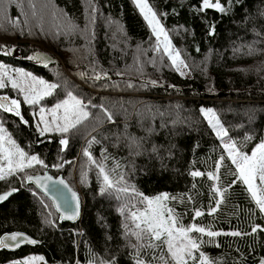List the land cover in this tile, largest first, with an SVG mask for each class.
I'll use <instances>...</instances> for the list:
<instances>
[{"label": "trees", "instance_id": "1", "mask_svg": "<svg viewBox=\"0 0 264 264\" xmlns=\"http://www.w3.org/2000/svg\"><path fill=\"white\" fill-rule=\"evenodd\" d=\"M147 2L187 64V76H180L157 50V39L133 0H0V41L16 42L0 43V62L58 84L52 96L36 105L24 103L10 87L0 89V97L21 103L28 121L0 109V126L44 165L33 164L0 180V193L18 189L0 206V237L22 232L38 242L14 253L0 250V264L34 256L43 258L41 264H136V241L125 236V217L119 211L124 201L100 194V163L109 171L118 163L117 172L123 171L146 197H177L168 206L180 214L183 225L222 233L201 237L200 251L210 262L259 264L264 259V231L223 234L251 233L254 225L264 227V216L242 182L230 183L235 167L201 112L214 111L227 138L244 153L264 142V0H222L231 8L227 14L211 8L196 11L202 0ZM22 41L49 48L64 68L53 54L58 62L46 67L28 60L43 51ZM65 69L86 88L68 80ZM69 91L88 105V118L67 134L41 135L38 107L62 100ZM62 138L67 146L60 144ZM85 150L97 163L88 161ZM221 157L220 180H208ZM46 168L80 194L78 223H59L50 201L26 184L27 176ZM191 171L205 175L193 178ZM210 185L227 189L212 215L208 212L220 197ZM197 209L204 214L194 218ZM158 255L159 250L139 251L140 259L151 264H161Z\"/></svg>", "mask_w": 264, "mask_h": 264}, {"label": "snow or ice", "instance_id": "2", "mask_svg": "<svg viewBox=\"0 0 264 264\" xmlns=\"http://www.w3.org/2000/svg\"><path fill=\"white\" fill-rule=\"evenodd\" d=\"M224 2L227 3L229 0H224ZM133 3L139 9L140 14L148 22L149 27L156 36L157 50H159L161 44L160 37L163 36V54L171 61V66L177 71H180L181 67L186 68L187 64L181 59V54L172 50L171 42L168 40V34L161 26L160 21L157 19V13L152 9L147 0H133ZM210 8L222 14H227V12L231 11V8L224 6L222 0H202L200 7L196 11L201 12ZM92 12H95L94 7L92 8ZM213 31L214 28L209 34H212ZM4 51L5 54L11 53L9 49H5ZM27 59L42 63L45 67L47 66L46 59L39 53L30 55ZM95 79H100V77L96 76ZM152 83L155 84V81ZM6 84H10L14 90H18L23 94V102L29 105L39 104L44 98L52 96L54 90L58 88V84L47 83L44 79H39L31 73L23 72L21 69H16L14 76H10L5 66L0 64V89L5 88ZM87 107L88 105L83 100L78 99L69 91L66 99L60 103H56L49 110L52 116L50 122L46 120L44 115L40 116V122L44 124V127L39 129L41 135L53 130L61 134H67L73 129H77L78 125L89 116L88 111H86ZM0 109L18 117L22 123H28L21 113V103L17 99L9 100L7 96L0 97ZM61 110L62 114L58 115ZM201 111L209 125L217 130L218 137L223 139L228 136V133L220 127V121L217 119L214 111L211 109H201ZM40 112L44 113L45 109L41 108ZM105 114L108 115L107 112ZM108 119L111 121V115H108ZM60 144L67 146L68 140L62 138ZM133 144L139 145V142L133 140ZM224 149L228 154L227 158L235 166V179L230 183L234 184L237 180L242 182L246 186L251 200L255 202L259 214L264 216V142L259 143L251 151L250 155L241 151L235 142H225ZM83 154L88 158L89 162L97 163L93 160L89 151L85 150ZM223 162L224 157H221L220 160L215 162V171H209L207 173L208 180H220L219 173ZM33 164L44 166L43 161L39 160L35 155L29 156L6 133L5 129L0 126V180H5L8 176H14L17 173H24L25 169L32 167ZM98 167L102 181L99 190L100 194L107 196L114 195L117 200L124 201L119 211L125 217L123 224L125 236L133 237L136 241L133 245L137 249L136 264H151L149 261L140 259V250H152L153 252L159 250V255L156 259L161 264H190V261L193 264H196L197 261L198 264H214V262H210L209 258L200 251L201 244L204 242L201 237L207 236L212 238L220 236L222 233L209 230L205 227H198L195 224L183 225L180 214H177L174 208L168 206V201L175 200L177 197L169 196L168 194L157 195L153 198L144 196L135 185L129 183L123 171L117 172V169L120 167L118 163L110 171L102 163L98 164ZM190 175L196 178L205 175V173L191 171ZM26 178L28 180L32 179L31 177ZM43 181L42 183L40 178H36V183L44 190L45 195L50 191L53 193L59 191V189L50 188L49 182L53 185H62L71 193L70 204L66 203L65 206H62L56 203L55 207L56 211L60 212L59 218L61 220H76L80 215V202L76 192L69 188L63 180L53 181L51 177L44 176ZM195 187L196 185L193 184V188ZM210 190L216 197H220V199L215 200V207H211L208 212L209 215H212L222 203L224 193L227 189L222 190L220 187L210 185ZM15 191H18V189H12L4 194H0V202L8 199ZM203 214L201 210L197 209L194 211V218L200 217ZM46 222L49 224L52 223L51 220H47ZM258 230L264 231V227L254 225L251 233L229 232L223 234L242 236L256 233ZM193 233H199L200 237L193 236ZM8 241H11L12 244H9ZM21 243L35 244L37 241L29 239L27 236L19 233L0 237V249L13 246L18 248ZM197 252H199L198 257L194 255ZM35 259L43 258H28L16 262V264H34ZM259 264H264V259L260 260Z\"/></svg>", "mask_w": 264, "mask_h": 264}, {"label": "water", "instance_id": "3", "mask_svg": "<svg viewBox=\"0 0 264 264\" xmlns=\"http://www.w3.org/2000/svg\"><path fill=\"white\" fill-rule=\"evenodd\" d=\"M37 53H39L42 57H44L45 59H46V62H47V64L48 63H51V62H53V61H56V62H58V60H56V59H54L51 55H49V54H47V53H45V52H36L35 54H37ZM34 54V55H35ZM32 62H34V63H38V62H36V61H33V60H31ZM38 64H40L41 66H43L44 64H42V63H38ZM44 176H48V177H51V180H53V181H57V180H63L67 185H68V187L69 188H71L74 192H76V194H77V196H78V198H79V202H80V215H79V217L76 219V220H61L59 217H60V212H57L56 211V207H55V204L56 203H59V204H61L62 206H65L66 205V203L67 204H70L71 203V193H69L68 191H67V189H65L62 185H59V184H55V185H53V184H51L50 182H49V187L50 188H54V189H59V191L58 192H55V193H53V192H49L47 195H45V193H44V190L41 188V187H39V185L36 183V178H40V180H41V182L43 183L44 181H43V177ZM27 177H31L32 179L31 180H28L27 178L25 179V182H26V184L27 185H32L38 192H40L48 201H50V203L52 204V207H53V209H54V211L56 212V214L58 215V222L59 223H69V224H76V223H78L79 221H80V219H81V216H82V200H81V197H80V194L75 190V189H73L71 186H70V184L61 176V175H59V176H53V175H51L50 174V172H49V170H48V168H46V170L42 173V174H39V175H29V176H27ZM12 190V189H11ZM8 191H10V190H8ZM7 192V191H6ZM5 192H3V193H0V194H4ZM14 193L15 192H13V194L11 195V196H9L8 197V199H6L5 201H2V202H0V206L1 205H3L4 203H6L13 195H14ZM58 198V199H57ZM62 210H63V208H62ZM15 233H19V234H23V235H25V236H27L29 239H32L31 237H29L27 234H25V233H22V232H13V233H6V234H4V235H2V236H7V235H11V234H15ZM1 236V237H2ZM8 243L9 244H12V242L11 241H8ZM35 245H38V242L37 243H35V244H29V243H21V245H20V247H9V248H3V249H0V250H5V251H7V252H10V253H14V252H17L18 250H20V249H22V248H25L26 246H35Z\"/></svg>", "mask_w": 264, "mask_h": 264}, {"label": "rangeland", "instance_id": "4", "mask_svg": "<svg viewBox=\"0 0 264 264\" xmlns=\"http://www.w3.org/2000/svg\"><path fill=\"white\" fill-rule=\"evenodd\" d=\"M138 9V8H137ZM138 11H139V9H138ZM140 12V11H139ZM142 16V15H141ZM143 17V16H142ZM144 19V18H143ZM144 21L146 22V24L148 25V22L144 19ZM148 27H149V25H148ZM149 29L151 30V32H152V29L149 27ZM153 33V32H152ZM154 35V34H153ZM155 36V35H154ZM155 38H156V36H155ZM157 39V38H156ZM160 40H161V44H160V50L162 51V53H163V36H161L160 37ZM168 40H169V38H168ZM170 41V40H169ZM22 42H26L27 44H31V45H34V46H38L39 47V49H41L43 52H45V53H47V54H53L54 56H56L57 57V59L59 60V62H61V65H62V67L64 68V66H63V64H62V59L61 58H59L55 53H53L52 52V50H50L49 48H47V47H44V46H42V45H38V44H36V43H34L33 41H22ZM0 43H2V44H9V45H15L16 44V42L15 41H4V40H2V41H0ZM172 50L175 52V50L172 48ZM166 58L168 59V57L166 56ZM169 61V60H168ZM170 63H171V61H169ZM0 64H3L4 66H5V68L8 70V75H10V76H14V73H15V70L16 69H21L23 72H26V73H31V72H29V71H27V70H25V69H22V68H18V67H13V66H9V65H7V64H4V63H2V62H0ZM180 76H187V73H186V71H185V69H184V67H181V70L180 71H177V70H175ZM32 75H34L33 73H31ZM64 76L65 77H67L68 78V80H70L71 82L72 81H74L76 84H78L80 87H83V88H86V86L84 85V84H82L80 81H78L77 79H74V78H72L71 77V75H69V73L66 71V69L64 70ZM34 76H36L37 78H39V79H41L39 76H37V75H34ZM6 87H10L11 89H13L12 87H11V85L10 84H6ZM89 90V92H93L94 94L95 93H97V90H93V89H88ZM13 91H16L17 93H19V95H20V97H22V99H23V94H21L18 90H14L13 89ZM99 93V92H98ZM67 98V96L65 97V98H63L62 100H60V101H58V102H56V103H60V102H62L64 99H66ZM10 100V99H9ZM56 103H54V104H51L50 106H48V107H46V106H39L38 107V111H37V114H36V117H37V121L40 123V125H39V128L40 129H42L43 127H44V124L43 123H41L40 122V116L41 115H44L45 116V118H46V120L48 121V122H50L51 121V119H52V116H51V113H50V109H52L54 106H55V104ZM41 108H44L45 109V112L44 113H41L40 112V109ZM204 110H207V109H204ZM202 112V111H201ZM59 114H62V110H61V112L60 113H58V115ZM205 118V117H204ZM206 121H207V119H206ZM207 123H208V121H207ZM208 125H209V123H208ZM209 127L211 128V130H212V132L217 136V130L216 129H214L212 126H210L209 125ZM53 131H55V130H53ZM218 137V136H217ZM220 140H221V144H222V147L224 148V143L225 142H231L228 138H227V136L226 137H224L223 139H221L220 137H218ZM225 150V149H224ZM226 152V151H225ZM226 154H227V152H226ZM251 154V152L249 153V155ZM227 156H228V154H227ZM231 161V160H230ZM4 163H6V162H4ZM235 167V166H234ZM257 183H258V181H257ZM246 187V186H245ZM159 195H162V194H159ZM250 195V194H249ZM32 258H39V257H37V256H34V257H32ZM34 264H41V259H35V261H34Z\"/></svg>", "mask_w": 264, "mask_h": 264}]
</instances>
